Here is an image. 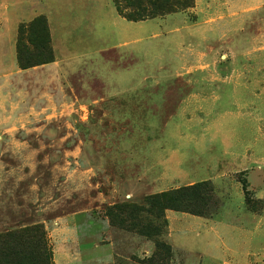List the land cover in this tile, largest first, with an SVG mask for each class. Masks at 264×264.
I'll return each instance as SVG.
<instances>
[{
	"label": "rangeland",
	"instance_id": "rangeland-1",
	"mask_svg": "<svg viewBox=\"0 0 264 264\" xmlns=\"http://www.w3.org/2000/svg\"><path fill=\"white\" fill-rule=\"evenodd\" d=\"M90 256L264 264V0H0V264Z\"/></svg>",
	"mask_w": 264,
	"mask_h": 264
},
{
	"label": "crops",
	"instance_id": "crops-1",
	"mask_svg": "<svg viewBox=\"0 0 264 264\" xmlns=\"http://www.w3.org/2000/svg\"><path fill=\"white\" fill-rule=\"evenodd\" d=\"M101 257V258H100ZM107 259H105L104 261V258L103 256H97V258L95 256H90L87 260H85L84 262L87 263V264H91V263H96L97 261L99 262H108L106 261Z\"/></svg>",
	"mask_w": 264,
	"mask_h": 264
},
{
	"label": "trees",
	"instance_id": "trees-1",
	"mask_svg": "<svg viewBox=\"0 0 264 264\" xmlns=\"http://www.w3.org/2000/svg\"><path fill=\"white\" fill-rule=\"evenodd\" d=\"M41 252H40V256L45 260V261H47L48 262V254H47V248H46V246H44V245H42L41 244Z\"/></svg>",
	"mask_w": 264,
	"mask_h": 264
}]
</instances>
